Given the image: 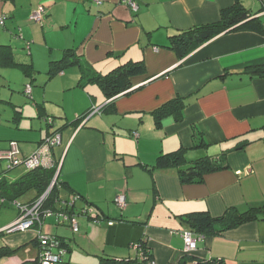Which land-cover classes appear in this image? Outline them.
<instances>
[{
    "label": "crops",
    "instance_id": "1",
    "mask_svg": "<svg viewBox=\"0 0 264 264\" xmlns=\"http://www.w3.org/2000/svg\"><path fill=\"white\" fill-rule=\"evenodd\" d=\"M234 1L135 0L132 10L122 0H0L5 16L0 23V149L15 140L21 155H29L56 130L60 141L52 154L58 180L65 183L59 197L81 194L77 208L88 203L100 218L95 223L79 215L74 233L52 214L40 227L7 233L2 228L19 210L0 197V248H17L0 256V264L35 259L38 230L67 242L68 252L57 264L127 259L141 240L156 264L182 259L183 264H264V218L204 236L191 253L180 235L190 229V212L218 216L227 207L264 209V76L245 71L264 64V36L249 30L221 33L182 59L164 47L172 32L218 20L220 10ZM240 2L264 21V0ZM38 5L45 15L34 22L29 15ZM69 49L78 64L54 73V62ZM129 60H142L145 73L131 77L130 86L115 96L107 98L89 80ZM26 83L30 94L24 92ZM175 96L187 100L182 119L167 116L156 125L152 111ZM48 116L53 122L40 135ZM174 150L181 151L186 165L209 156L226 167L200 182L182 183L176 167H153L159 154ZM25 173L0 176L15 181ZM30 190L34 196L23 203L35 199L37 191ZM120 192L126 195L123 209L114 204Z\"/></svg>",
    "mask_w": 264,
    "mask_h": 264
},
{
    "label": "trees",
    "instance_id": "2",
    "mask_svg": "<svg viewBox=\"0 0 264 264\" xmlns=\"http://www.w3.org/2000/svg\"><path fill=\"white\" fill-rule=\"evenodd\" d=\"M239 30L254 31L264 36V21L261 19V16H252L249 10L242 5L240 0H235L233 4L220 10V17L218 20L194 25L186 29L176 30L172 32L168 36V45L164 47L172 50L179 59H182L190 52L198 48L200 45L218 36L219 34ZM78 60V57L75 55L72 49L66 50L63 57L59 61L54 62L55 65L53 67V72L55 73L59 70H62L66 65L78 64ZM23 69L27 74H30L31 69L29 64L23 65ZM245 71L249 72L252 75L256 74L258 76H264V64L247 67ZM48 73L50 75L53 74L51 70H49ZM144 73L145 65L142 60H129L116 66L105 74L97 73L89 80L97 83L102 88L104 95L107 98H110L126 90L130 86L131 77L143 75ZM186 104L187 100L181 96H175L164 102L152 111L155 124L160 125L161 120L167 116H172L175 120H181L182 110L186 106ZM87 113L76 116V120L81 121L87 115ZM49 119L50 121H48V125L53 122L52 117L49 116ZM53 132H56V130ZM221 162L222 160L213 161L209 156H204L193 160L190 165H186V161L182 157L181 151L174 150L159 154L156 157V161L153 167H176L181 182L191 183L200 182L203 180L206 174L225 168L226 166H224ZM55 172L56 166L51 168L40 167L32 170H26V173L15 181H8L5 179V175H2L0 176V197L4 200H10L9 202L14 205V203L17 202L16 198L19 195L25 193L30 189H35L37 191V195L35 197L36 199L46 191ZM64 184L65 183H61L58 180L57 176L55 183L50 188L42 204L43 208L56 210L58 209L55 205L56 202L68 199L59 197V186H63ZM73 195H76L78 197L77 201L83 200V196L81 194L72 193L71 196ZM35 199H33V201ZM31 202L23 204H29ZM85 205L92 207V205L88 203H86ZM80 208H76L75 206L76 210ZM263 210V207H251L250 209L241 212L235 207H227L225 211L218 216H212L207 211H196L187 213L186 220L189 223V228L193 232L208 236L219 234L224 230L234 228L252 220L264 218ZM53 236L58 237L56 235ZM62 243L67 247V242L65 240H63ZM137 244L142 251V257L140 258L138 257L139 255L135 250L137 253V261L140 264H154L153 255L149 247L147 246V243L144 240H141ZM16 250L17 248H0V256L13 254ZM109 262V264H124L127 263L128 260L120 259L112 260ZM27 263L28 262L23 264ZM183 263L184 260L182 259L178 264ZM203 264L224 263L223 261L215 260L204 261Z\"/></svg>",
    "mask_w": 264,
    "mask_h": 264
},
{
    "label": "built area",
    "instance_id": "3",
    "mask_svg": "<svg viewBox=\"0 0 264 264\" xmlns=\"http://www.w3.org/2000/svg\"><path fill=\"white\" fill-rule=\"evenodd\" d=\"M95 1L99 2L100 0ZM122 2L125 3L132 10L137 9V4L135 0H122ZM44 15V6L38 5L30 13L29 19L34 22H41ZM4 18V15H0V23L4 22ZM17 37L22 38L21 34H18ZM24 92L26 94H30L31 85L29 83L25 85ZM95 110L96 109H94V111ZM90 112L91 110L87 113V115ZM48 121H50V119ZM133 135L136 137L137 133L133 132ZM59 141L60 134L57 131L53 132L46 136L44 140H42V142L39 144V146L33 153L27 156H22L20 154L18 143L15 140L9 141L7 148L0 149V160H5L7 162V169L20 164L25 165L27 170H32L40 167L51 168L56 166V172L52 177L51 183L43 194H41L38 198H36L29 204H22L17 202L14 203V205L19 210V214L13 222L9 223L8 225L2 228L4 232L10 233L15 231H25L35 225L40 227L44 218L52 214L58 215L59 218L67 222L70 226V229L74 233L78 231L79 215L87 216L92 219L95 223H98L100 221V218L94 215L93 207L84 205L78 210L75 209V202L78 200V197L76 195L71 196V198L67 200H61L59 202V209L51 210L42 207L47 193L49 192L52 185L55 183L56 178L58 176V162H56L53 158L52 149L57 144H59ZM114 204L119 209H123L125 207L126 195L124 192H120L115 196ZM112 223L113 221H108V224ZM180 235L183 239L184 249L188 253L193 252L196 249L197 242L204 237V235L195 233L191 229H183L180 232ZM37 238L39 247L38 256L33 261H29L27 264H56L62 261L63 257L68 252L67 247L64 246L62 243L63 240L58 237H55L53 235L41 234L38 230ZM132 248L137 251L139 255L138 257L141 258L142 251L139 248V245L134 244L132 245ZM154 264L156 263L154 262Z\"/></svg>",
    "mask_w": 264,
    "mask_h": 264
},
{
    "label": "rangeland",
    "instance_id": "4",
    "mask_svg": "<svg viewBox=\"0 0 264 264\" xmlns=\"http://www.w3.org/2000/svg\"><path fill=\"white\" fill-rule=\"evenodd\" d=\"M27 97L30 98L28 95H27ZM46 118L49 119V116L48 117H43V119H42L43 120V122H42L43 124H42V130L40 132V135L41 134H44V135L46 134V126L45 125L48 124V120ZM18 170H20L21 172H23V171L25 172L27 170V168L25 167V165L20 164V165H17V166H13L10 169H7V162L5 160H0V174L4 173L7 176L8 175L12 176ZM34 194H35V192L33 190H29L26 193H24L23 195L19 196L16 201H17V203H23L25 200H28L29 198L33 197ZM75 206H76V208L78 207L77 203L75 204ZM131 249L133 250V248H131ZM135 255H136L135 251L133 250L131 252V257L126 259V260H128V262L124 263V264H140L137 261V259H136L137 256H135Z\"/></svg>",
    "mask_w": 264,
    "mask_h": 264
},
{
    "label": "water",
    "instance_id": "5",
    "mask_svg": "<svg viewBox=\"0 0 264 264\" xmlns=\"http://www.w3.org/2000/svg\"><path fill=\"white\" fill-rule=\"evenodd\" d=\"M34 260V259H33ZM33 260H30V261H33Z\"/></svg>",
    "mask_w": 264,
    "mask_h": 264
}]
</instances>
